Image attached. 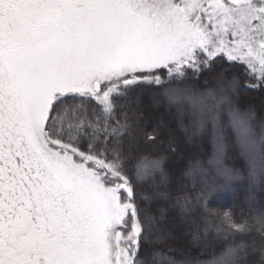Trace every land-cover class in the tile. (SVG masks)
Here are the masks:
<instances>
[{"label":"snow or ice","instance_id":"1","mask_svg":"<svg viewBox=\"0 0 264 264\" xmlns=\"http://www.w3.org/2000/svg\"><path fill=\"white\" fill-rule=\"evenodd\" d=\"M0 264H264V0H0Z\"/></svg>","mask_w":264,"mask_h":264},{"label":"trees","instance_id":"2","mask_svg":"<svg viewBox=\"0 0 264 264\" xmlns=\"http://www.w3.org/2000/svg\"><path fill=\"white\" fill-rule=\"evenodd\" d=\"M253 102L257 106H259V104H260L259 97L257 96L253 100ZM237 163H240V162L237 161ZM188 191H189L190 195H192L193 197L195 196V192L194 191H192L191 189H188ZM232 205H235L234 214H235L236 218L239 219V217H240V207L242 206L241 205V201L239 200V198H235L229 193L221 194L219 196V198H218V202L217 203H213L211 205V208L214 211H217V212L222 214L223 211L228 210L229 206H232ZM192 207L196 211L197 215H203L204 214L203 210L196 205L194 199H193V202H192ZM193 250H194L195 253L200 254V258L201 259H208L210 257V254H211V248L210 247L209 248L195 247Z\"/></svg>","mask_w":264,"mask_h":264}]
</instances>
